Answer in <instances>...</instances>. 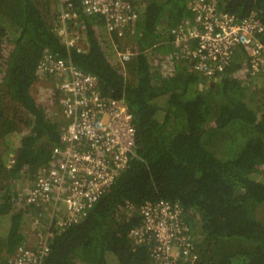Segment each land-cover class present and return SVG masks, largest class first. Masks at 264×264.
Listing matches in <instances>:
<instances>
[{
	"label": "trees",
	"instance_id": "obj_1",
	"mask_svg": "<svg viewBox=\"0 0 264 264\" xmlns=\"http://www.w3.org/2000/svg\"><path fill=\"white\" fill-rule=\"evenodd\" d=\"M189 1L139 0L138 21L119 39L73 0L67 26L88 35L79 53L58 36L56 0H0V264H14L30 236L34 253L43 239L39 207L19 193L35 186L60 145L59 89L39 91L48 51L96 75L105 97L125 101L138 135L135 155L87 217L64 230L52 224L46 264H156L154 233L140 242L130 230L145 223L141 205L160 200L181 209L199 253L192 264H264V73L252 71L238 47L201 88L192 56L172 42ZM216 2L239 18L258 11L264 21L261 0ZM259 37L264 42V32ZM123 48L129 61L118 55Z\"/></svg>",
	"mask_w": 264,
	"mask_h": 264
},
{
	"label": "built area",
	"instance_id": "obj_2",
	"mask_svg": "<svg viewBox=\"0 0 264 264\" xmlns=\"http://www.w3.org/2000/svg\"><path fill=\"white\" fill-rule=\"evenodd\" d=\"M60 6L61 22L58 36L70 51L84 52L87 33L85 28L71 30L67 22L71 17L73 0H56ZM129 1V3H128ZM131 0H82L85 12L105 20L107 30L122 34L127 23L136 17L130 12ZM196 26L179 34V40L200 39L210 46L211 56L218 68H224L238 47L246 51L248 67L264 73V21L257 15L238 18L222 13L213 2L199 5ZM51 57V56H50ZM128 58V55H124ZM64 70L67 64L57 59L42 62L40 70ZM99 80L92 75L77 72L62 83L65 122L61 143L53 151V164L36 178L33 188L19 193V197L39 207L41 245L37 253L26 245L19 246L15 264H45L51 243V226L57 222L60 230L80 223L111 187L134 152L135 127L128 107L113 99H106L94 91ZM145 223L132 226L134 241H147L156 248V264H192L197 249L186 237L182 211L165 200L140 207ZM45 235V239H44Z\"/></svg>",
	"mask_w": 264,
	"mask_h": 264
},
{
	"label": "bare ground",
	"instance_id": "obj_3",
	"mask_svg": "<svg viewBox=\"0 0 264 264\" xmlns=\"http://www.w3.org/2000/svg\"><path fill=\"white\" fill-rule=\"evenodd\" d=\"M210 1L213 2L216 5L217 10L219 12L228 13L230 15H235L237 17V15L234 14V13H230V12H226L224 10H220L216 0H190L189 3H188L189 4L188 5V13L190 14V16H188L187 18L183 19L178 25H176L172 29V33H173L172 42H173V44L175 46H177V47H182V51L184 53H186L189 49L191 50V54H188L187 57L188 56L189 57L192 56V58H193V63H192L193 69H194L195 72L199 73L201 75V77H202L200 82L198 83V84H201V88L204 87V86L206 88L209 85V80H210V78H211V76L213 74V68L211 66H209V61L211 59H213V57H214L213 55H212L213 57L211 56L210 46L208 44H206L205 42H202L200 39H197V38H192V39H188V40H186V39L185 40H179L178 36H179L180 33H182L183 31H186L188 28L194 27V26L197 25L196 24V19H195L196 11L194 10V8L199 6V5L208 4ZM138 2H139V0H131L129 8H128L130 10V12H134L136 14V17L131 19L127 23V25L125 27V30L122 32V34H119L118 32L111 33V32L108 31L112 36L117 37L119 39H122L125 36V34L132 29L133 25L138 21V19L140 17V13L135 8V5ZM128 3H129V1H128ZM254 14L262 18L261 14L258 11H255V10L252 11L246 17H250L251 15H254ZM246 17H244V18H246ZM86 43H87V39H86V41L84 43L85 44V49L87 51ZM86 51H84V52H86ZM118 55H119V57H120V59L122 61H129L130 58L132 57L133 53H132L131 50H124V48H123V49H121L118 52ZM124 55H128V58H124ZM47 68H48V66L47 67H43L42 70H40V72L42 73V78H40L41 80L43 79V77L46 74H47V76L44 77L45 79H47L48 77H50L51 75H54V74L61 75V77H62L61 83L59 84V93H60V96H61L60 105H61V108H62V117H63V125H64L65 115H64V108H63L64 95H63V90L61 89L62 83L65 82L66 80H69L73 75H76L77 72H82L85 75H92V76H95V77H97V76L92 74V73L85 72V71L81 70L75 64H67V67L64 70H60V69L48 70ZM98 80H99V78H98ZM198 84H197V86H199ZM197 86H194V88L197 87ZM95 90H96L97 93L100 94L101 97L106 98V99L117 100V101L121 102L123 105H126L128 107L130 113L133 116V125L135 127V144H134V152L132 154V155H135V149H136L135 147H136V143H137L138 132H137L135 116H134V113L132 112L130 106L123 100H118V99H114V98H108V97H105L104 95H102L101 92H100V89H99V82L96 85L94 91ZM63 125H62V127H63ZM62 131H63V128H62ZM62 131H61V134H62ZM60 143H61V136H60ZM132 155H131V157H132ZM131 157H130V159H131ZM128 163H127V165H128ZM127 165H126V167H127ZM123 170H121L120 172H122ZM120 172H119V174H120Z\"/></svg>",
	"mask_w": 264,
	"mask_h": 264
},
{
	"label": "rangeland",
	"instance_id": "obj_4",
	"mask_svg": "<svg viewBox=\"0 0 264 264\" xmlns=\"http://www.w3.org/2000/svg\"><path fill=\"white\" fill-rule=\"evenodd\" d=\"M61 79H62V77H61ZM38 83H39V87H40L39 91L51 93V92L57 91V89H59V84L61 83V81L60 80L59 81L58 80H54L50 76L47 79H45L44 77H43L42 80L39 79ZM219 144L221 145V143H219ZM225 144H227V143H224V145H223L224 147L223 148H225Z\"/></svg>",
	"mask_w": 264,
	"mask_h": 264
},
{
	"label": "clouds",
	"instance_id": "obj_5",
	"mask_svg": "<svg viewBox=\"0 0 264 264\" xmlns=\"http://www.w3.org/2000/svg\"><path fill=\"white\" fill-rule=\"evenodd\" d=\"M88 15V14H87ZM88 36V35H87ZM51 56V57H50ZM57 60V57H56V55H54V54H52V53H50L49 51L47 52V54H46V57L45 58H43V60L41 61L42 62V64L43 63H45L46 65L48 64V62L49 61H52V62H55ZM229 61V60H228ZM227 61V62H228ZM214 61L213 60H210L209 61V66H211L212 68H213V70L215 69V68H218V66L215 64V63H213ZM226 62V63H227ZM225 63V64H226ZM40 65V64H39ZM39 65H38V67H39ZM224 68H225V65H224ZM212 76H213V74H212ZM212 76H211V78H210V80H209V82L212 80ZM210 85H208V87H209ZM27 247L29 246L28 244H25ZM21 246V245H20ZM194 247H196V245H194ZM19 248V247H18ZM196 253H197V256L199 255V253H198V250H196L195 251ZM46 262H47V260H46ZM46 262H45V264H46ZM13 263H14V261H13ZM15 264V263H14Z\"/></svg>",
	"mask_w": 264,
	"mask_h": 264
},
{
	"label": "crops",
	"instance_id": "obj_6",
	"mask_svg": "<svg viewBox=\"0 0 264 264\" xmlns=\"http://www.w3.org/2000/svg\"><path fill=\"white\" fill-rule=\"evenodd\" d=\"M187 53L188 54H191V50L189 49L188 51H187ZM56 79L59 81H61V76L60 75H58L57 77H56ZM34 236V235H33ZM38 239V238H37ZM33 240H36V238H35V236H34V239L33 238H31V236L28 238V240L25 242V244H28L29 246H31V247H33V245H32V241Z\"/></svg>",
	"mask_w": 264,
	"mask_h": 264
},
{
	"label": "water",
	"instance_id": "obj_7",
	"mask_svg": "<svg viewBox=\"0 0 264 264\" xmlns=\"http://www.w3.org/2000/svg\"><path fill=\"white\" fill-rule=\"evenodd\" d=\"M17 251H18V249L16 250V254H15V256H14V260L16 259V257H17Z\"/></svg>",
	"mask_w": 264,
	"mask_h": 264
},
{
	"label": "flooded vegetation",
	"instance_id": "obj_8",
	"mask_svg": "<svg viewBox=\"0 0 264 264\" xmlns=\"http://www.w3.org/2000/svg\"><path fill=\"white\" fill-rule=\"evenodd\" d=\"M264 3V0H261Z\"/></svg>",
	"mask_w": 264,
	"mask_h": 264
}]
</instances>
